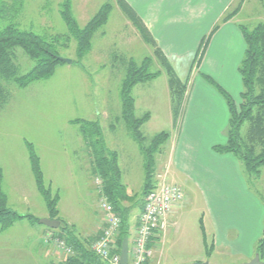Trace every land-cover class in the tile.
Wrapping results in <instances>:
<instances>
[{
    "label": "rangeland",
    "instance_id": "1",
    "mask_svg": "<svg viewBox=\"0 0 264 264\" xmlns=\"http://www.w3.org/2000/svg\"><path fill=\"white\" fill-rule=\"evenodd\" d=\"M66 2L79 28H83L104 3H111L113 10L107 23L93 35L91 49L83 57L81 66L62 63L47 80L33 82L23 89L8 86V99L0 109L2 190L7 207L22 218L16 219L4 230L0 227V264L50 261L51 258H47L43 252L47 242H44L41 233L58 229H49L39 223L47 219L49 213L35 186L27 144L31 145L39 158L45 185L50 186L53 193L59 194L57 208L63 224L74 226L78 237L91 238L102 230L103 217L98 209L99 185H96V178L91 174L88 150L78 124L71 123L73 120L97 121L100 124L106 147L118 155L123 183L131 195L136 194V200L141 201L139 194L144 179L142 156L124 124L114 122L115 117L120 115L123 67L113 57H124L140 63L145 57H153V50L128 22L114 0H22L15 22L21 29L45 37L68 35L59 14V7ZM239 19L248 28L264 21V2L246 0ZM75 48L76 43L70 38L66 47L56 49L57 57L75 61ZM16 57L19 73L27 72L32 62L20 49H17ZM153 62L150 71H160L161 74L154 80L136 85L132 90L136 117L151 112V120L141 127L147 141L157 133L167 131L169 115L167 76L159 62L156 59ZM175 73L176 77L182 78V69H177ZM198 79L211 85L201 77ZM232 92L239 101L238 95ZM219 99L224 102L220 95ZM183 105L184 102L181 109ZM212 113L219 111L214 108ZM113 122L116 125L114 131L110 129ZM261 171L259 178L244 172L243 185L235 179L227 187H215L216 195L209 199L201 198L198 191L188 188L190 195L177 217L176 230H168L167 227L163 242L156 243L162 249L161 264H181L192 259L205 260L210 264L245 263L240 257L228 256L224 248L230 246L232 252H236L242 243L241 237L235 240L233 235L228 240L225 234L212 235L213 221L228 229L238 226L243 217H249L252 228L241 245L242 253L252 255L253 259L258 242V239L255 240V225L259 224V233L264 227V168ZM139 214L137 208L132 211L129 217L131 226ZM27 216L38 219V222H32ZM201 225L207 235V246L212 244L208 255L201 245ZM94 241H88V246L91 247ZM58 252L63 255L60 250Z\"/></svg>",
    "mask_w": 264,
    "mask_h": 264
},
{
    "label": "trees",
    "instance_id": "2",
    "mask_svg": "<svg viewBox=\"0 0 264 264\" xmlns=\"http://www.w3.org/2000/svg\"><path fill=\"white\" fill-rule=\"evenodd\" d=\"M114 1L119 5L131 25L138 30L143 41L153 48L154 58L145 57L140 63L124 57H113L123 67L120 82V115L115 117L114 122L124 124L142 156L144 179L139 194L140 203L136 200V194H128L126 185L122 181L118 155L106 147L100 124L97 121L86 120H73L71 123L78 124L85 148L88 150L91 174L100 181L97 188L99 197L106 199L114 214L119 218L120 224L114 242V251L120 254L123 240L130 236V214L136 208L141 212L145 198L156 188L155 158L161 153L169 138V133L162 131L154 135L149 141L146 140L141 132V127L148 121L149 113L136 117L132 90L136 85L154 80L161 74L160 71H150L154 63L153 59H156L167 76L172 103L173 125H175L181 115L186 83L176 77L168 60L154 43L136 13L123 0ZM261 1L264 2V0ZM21 7L22 0H0V109L8 99V86L14 85L23 89L33 82L47 80L54 74L55 68L62 64L56 59V49L66 47L70 38H73L76 43V59L75 61L72 60V64L81 66L83 57L91 49L93 35L107 23L108 16L113 10L111 3H104L86 25L79 28L72 15L71 7L66 2L59 7V14L67 27L68 35L45 37L23 30L16 24L15 20ZM239 10L240 5H236L232 11L222 17L220 22H227ZM239 29L245 45L243 58L237 68L242 84L239 102L236 103L210 77L203 75L205 80L221 94L228 110L226 142L222 145L213 146L212 150L218 154L235 156L241 162L245 173L259 178L261 170L264 168V21L258 22L253 28L240 24ZM205 41L201 43V46L205 44ZM17 49H20L32 62L31 68L23 74L19 73L15 63ZM114 122L110 124V129L113 131L116 126ZM27 146L36 189L45 202L50 220H56L60 223L57 230L49 231L50 235L52 238L65 242L73 251L72 255L67 256L66 264H106L92 252V246H88V238L81 240L76 235L74 226H67L59 219L57 208L60 199L59 194L53 193L50 186L45 185L39 158L31 145L27 144ZM2 180L3 173L0 168V227L4 230L11 226L16 219L22 217L7 207V199L2 190ZM27 218L32 222H38V219L36 220L31 216H27ZM200 229L202 230L205 253L208 255L212 249V244L210 247L207 246L202 225ZM101 231L95 234V238H89V242L92 243L96 240ZM147 248H151L150 242H148ZM255 252L259 261L264 264V227ZM145 264H149V260Z\"/></svg>",
    "mask_w": 264,
    "mask_h": 264
},
{
    "label": "crops",
    "instance_id": "3",
    "mask_svg": "<svg viewBox=\"0 0 264 264\" xmlns=\"http://www.w3.org/2000/svg\"><path fill=\"white\" fill-rule=\"evenodd\" d=\"M123 1L134 10L154 43L168 60L174 73L177 69H182V78H177L186 83L184 93L186 95L183 101V109H181L180 123L177 121L175 125H173L172 103L167 89L169 115L166 132L169 133V138L161 153L155 158L156 186L164 182L178 185L183 189V192L184 190L188 192H184L185 201L177 206L168 217V230L169 228L176 230L178 226L177 217L185 208L186 199L190 195L188 188H194L198 191L201 198L209 199L210 196L216 195L213 189L219 185L227 187L228 183L235 179L242 185L244 183V169L241 162L235 159L236 157L233 155L218 154L212 150L213 146L222 145L226 142L228 110L217 89L212 85L205 84L200 81L202 79L198 78L205 79L203 75L210 77L236 103L239 102L234 98L232 91L240 97L242 84L237 68L243 58L245 45L239 29V25L243 22L239 16L246 0ZM236 5H240L239 12L227 22H220L225 13ZM204 41L205 44L201 46ZM215 92L221 96L224 102H221L219 95ZM134 103L136 111L135 100ZM214 108L219 113L213 114ZM146 113H149V119L146 122L148 123L152 116L151 112ZM218 116L220 117L219 120ZM127 192L132 194L128 189ZM254 204L258 209L257 204ZM138 217L139 215L136 217L133 226L130 225L128 250L134 240ZM47 219H50L49 216ZM251 228L249 217H243L238 226L228 229H224L218 221H213L212 235L215 237L217 234L220 236L225 234L228 240L233 235L235 240L241 237L242 245L248 238ZM255 231V240H259L262 231L259 233V224L257 223ZM95 234L92 237L95 238ZM166 234L164 232L161 235H154L149 240L152 251L149 264H157V261L158 264H161L162 249L156 243L159 244L158 242L161 240L163 242ZM41 235L44 237L45 243L46 237H51L50 232L47 231H42ZM79 238L81 240L89 239L87 236ZM88 239L87 241H89ZM202 243L201 240V245H203ZM213 245L215 246L214 242ZM241 245L236 252H232L230 246L224 248H226L225 251L228 256L240 257L246 263L253 256H245L242 253ZM46 246L43 247V252L47 258H51L50 261L46 260L43 263L32 261L27 264L67 263V256L59 253L50 243V240L47 241ZM196 262H205V260L192 259L181 264ZM14 264L26 263L14 262Z\"/></svg>",
    "mask_w": 264,
    "mask_h": 264
},
{
    "label": "built area",
    "instance_id": "4",
    "mask_svg": "<svg viewBox=\"0 0 264 264\" xmlns=\"http://www.w3.org/2000/svg\"><path fill=\"white\" fill-rule=\"evenodd\" d=\"M99 182L96 178V185H99ZM185 198V193L180 186L164 182L158 184L147 195L138 217L134 240L128 250L127 264H145L151 258L152 251L147 248L149 240L154 235L164 233L168 227V217L185 201ZM98 209L103 217L102 231L92 244L91 250L104 263L119 264L120 254L114 251V242L120 224L119 218L103 197L99 199ZM49 240L64 255L73 254L72 249L65 242L50 236L46 237V242Z\"/></svg>",
    "mask_w": 264,
    "mask_h": 264
},
{
    "label": "water",
    "instance_id": "5",
    "mask_svg": "<svg viewBox=\"0 0 264 264\" xmlns=\"http://www.w3.org/2000/svg\"><path fill=\"white\" fill-rule=\"evenodd\" d=\"M56 59L58 61H60L61 63H65V64H71L72 60H68V59H62L59 57H56ZM39 223L41 225H44L45 227L49 228V229H57L60 226L59 221L56 220H50V219H44V220H40ZM128 262V239H124L122 244H121V252H120V261L119 264H127ZM191 264H210L208 262H196V263H191ZM243 264H263L259 261V257L257 254H255L254 258L247 262V263H243Z\"/></svg>",
    "mask_w": 264,
    "mask_h": 264
}]
</instances>
